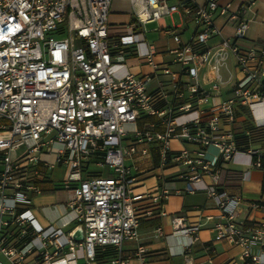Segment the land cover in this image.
Segmentation results:
<instances>
[{
  "label": "built area",
  "instance_id": "built-area-1",
  "mask_svg": "<svg viewBox=\"0 0 264 264\" xmlns=\"http://www.w3.org/2000/svg\"><path fill=\"white\" fill-rule=\"evenodd\" d=\"M112 1L0 0V256L10 264H27L30 253L39 258L34 264H77L74 257L60 258L81 246L87 261L95 259L98 248H112L108 264H126L122 245L138 242L141 221L155 215L169 217L167 227H157L155 235L179 234L189 240L181 251L184 264H189L188 253L201 224L163 211L162 201L171 193L166 188L154 197L155 209L142 204L144 194L133 193L140 165L155 153L160 169L171 163L189 169L183 191L205 190L218 210L214 240L239 246L241 264H261L264 220L239 219L240 195L215 183H201L204 175L218 172L219 161H229L239 151L232 130L224 129L236 121L238 106L264 107V46L241 43L248 29L245 4L231 11L217 0H205L203 5H196V0H179V5L126 0L134 20L129 34L120 38L114 62L108 41ZM180 9L192 14L196 30L183 43L166 29L177 45L168 53L178 70L173 73L168 65L155 63L151 49L146 60L154 73L188 76L190 82L185 90L174 84L172 101L159 111L146 89L151 76L130 72L117 76L113 68L123 65L124 48L133 43L136 27ZM215 15L232 24L233 41L223 39L215 51L199 52L209 37L221 33L214 25ZM223 52L233 56L240 78L228 99L214 102L221 84L218 56ZM204 66L213 73L210 90L199 81ZM152 116L156 123L140 124ZM173 140L197 147L199 154L173 150ZM44 153L53 154L52 163L42 160ZM253 165L259 167V160ZM55 166L64 168L60 187L74 193L66 205L74 227L63 242L59 239L67 224L40 227L28 214L32 196L42 192L45 170ZM103 167L107 175L92 172ZM248 206L264 208L260 202ZM12 226L18 232L10 241L5 231ZM78 227L83 239L75 242L71 236ZM146 253L143 246L136 249L140 264H147Z\"/></svg>",
  "mask_w": 264,
  "mask_h": 264
},
{
  "label": "crops",
  "instance_id": "crops-1",
  "mask_svg": "<svg viewBox=\"0 0 264 264\" xmlns=\"http://www.w3.org/2000/svg\"><path fill=\"white\" fill-rule=\"evenodd\" d=\"M217 0L221 6H228L231 11L238 9L239 5L245 4V18L248 20V29L245 39L241 42L247 46L256 44L264 46V0ZM169 4L179 5V0H168ZM205 0H196V5H203ZM177 15V22L174 15ZM167 18L171 22L168 25ZM134 20L130 4L126 0H113L108 19V41L113 47V61L118 62L115 57V50L119 48L120 38L129 34L128 25ZM214 25L220 29V35H212L207 39L204 45L197 50H210L211 52L219 48L223 39L233 41L232 24L221 15L214 16ZM156 24L158 38L151 42H146L147 31L145 25L143 28L136 27L131 39L133 43L124 48L123 65H116L113 72L117 75H123L126 72L142 76L149 75L151 80L147 83L146 89L154 96L153 107L162 110L172 101L173 85L178 84L182 89L190 82L188 76L164 75L160 71L153 72L152 67L146 60V55L151 49L154 52V61L159 66L168 65L173 73L178 70V65L173 61V56L168 53L170 49L177 45L172 37L166 34V29L179 35L183 43H187L194 34L196 27L192 20V14L185 13L181 9L178 12L164 16L159 20L147 23ZM219 74L221 84L219 90L212 97L214 102L224 101L231 95L235 82L240 78V74L235 67V60L228 52H223L218 56ZM213 73L204 66L199 74V81L205 89L210 90ZM246 114L248 115L246 117ZM242 118H246L244 121ZM148 122H157V117H149ZM224 129L232 130L235 140L241 143L238 153L229 161H219L217 164L218 172L213 175H204L201 179L203 185L216 184L219 189L228 192L231 195H240L242 203L238 211L239 219L261 221L264 220V208L250 209V202H260L264 205V188H262V179L264 172L260 167L253 165L252 156L248 151H257L264 154V107L238 106L237 119ZM236 142V143H237ZM173 150L187 149L199 154L197 147L188 144H182L179 141L171 142ZM42 160L52 163L54 156L51 153H44ZM1 169V166H0ZM59 169L61 174L55 176V170ZM189 169L174 166L172 163L164 169L158 167V157L152 154L150 161L143 162L140 165L137 182L133 187L134 194H144L146 200L143 205L155 209L154 197L162 189L171 191L170 195L162 201V209L168 215L183 214L189 222L201 224L197 236L198 240L191 246L188 256L191 258L189 264H241V248L236 245H230L224 241L214 240V231L212 230L215 216L218 210L207 199L205 190L200 189L193 193H187L184 190L189 177ZM64 168L55 166L53 169L45 170V181L40 184L42 192L33 195L31 198V207L28 214L32 215L40 227L49 224L56 226L67 224L63 228V235L60 241H64L67 234L74 227L73 213L66 207L67 202L73 198V189H63L60 187ZM178 191V193L174 192ZM211 216V219H206ZM8 220V216H3ZM169 217L160 218L153 216L142 220L140 223V240L138 242H127L121 247V254L126 258V264H140L135 257V251L139 246L146 249L147 264H184L181 251L188 244L189 240L179 234L166 236H157L154 230L159 226L167 227ZM6 234L10 241H13L17 232L14 226L6 229ZM53 249V248H50ZM68 250H64V254ZM114 253L112 248H98L96 257L92 261L85 259L84 251L81 246H77L73 255H65L60 259L75 258L77 264H108L109 257ZM35 253H30L24 260L27 264H34ZM58 260V259H57ZM56 260V261H57ZM0 264H10L3 256H0ZM261 264H264V252L261 253Z\"/></svg>",
  "mask_w": 264,
  "mask_h": 264
},
{
  "label": "rangeland",
  "instance_id": "rangeland-1",
  "mask_svg": "<svg viewBox=\"0 0 264 264\" xmlns=\"http://www.w3.org/2000/svg\"><path fill=\"white\" fill-rule=\"evenodd\" d=\"M174 18H175V21L177 22V15L175 14L174 15ZM167 22H168V25H170V21L169 19L167 18ZM157 29L156 27V24L153 23V24H146L145 25V30L147 31V37H146V42L147 43H151L153 41H155L157 38H158V35H157V32H153L152 30L153 29ZM248 115L246 114V117ZM244 121H247L246 118H242ZM96 170H99V171H92L93 173L95 174H99L100 172H102L104 175H107V167H103V168H99V169H96ZM61 174L60 170L59 169H56L55 170V176H59Z\"/></svg>",
  "mask_w": 264,
  "mask_h": 264
},
{
  "label": "trees",
  "instance_id": "trees-1",
  "mask_svg": "<svg viewBox=\"0 0 264 264\" xmlns=\"http://www.w3.org/2000/svg\"><path fill=\"white\" fill-rule=\"evenodd\" d=\"M147 121H149V117H146L140 124L147 122ZM240 146H241V143L237 142L238 150ZM257 159L259 160L260 169L262 170V172H264V154H259V155L256 154L252 156V161H255ZM262 188H264V179H262Z\"/></svg>",
  "mask_w": 264,
  "mask_h": 264
},
{
  "label": "water",
  "instance_id": "water-1",
  "mask_svg": "<svg viewBox=\"0 0 264 264\" xmlns=\"http://www.w3.org/2000/svg\"><path fill=\"white\" fill-rule=\"evenodd\" d=\"M72 239L75 242H79L83 239V230L82 227H78L73 233H72Z\"/></svg>",
  "mask_w": 264,
  "mask_h": 264
}]
</instances>
